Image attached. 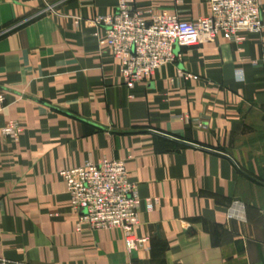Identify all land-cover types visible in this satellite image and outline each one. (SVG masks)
Wrapping results in <instances>:
<instances>
[{
  "label": "crops",
  "instance_id": "obj_1",
  "mask_svg": "<svg viewBox=\"0 0 264 264\" xmlns=\"http://www.w3.org/2000/svg\"><path fill=\"white\" fill-rule=\"evenodd\" d=\"M118 1L0 0V126L23 130L0 143V258L264 264V0L260 33L179 49V61L132 90L97 43L104 25L92 23ZM133 7L186 21L209 13L200 0ZM103 159L125 161L137 185L134 234L146 241L130 253L120 230H75L59 176ZM147 199L156 200L150 209ZM234 202L242 219L227 217Z\"/></svg>",
  "mask_w": 264,
  "mask_h": 264
},
{
  "label": "built area",
  "instance_id": "obj_2",
  "mask_svg": "<svg viewBox=\"0 0 264 264\" xmlns=\"http://www.w3.org/2000/svg\"><path fill=\"white\" fill-rule=\"evenodd\" d=\"M200 1L208 6L209 13L195 21L182 20L165 10L141 12L133 7V0H119L111 14L92 21L96 26L104 25L102 34H96L97 43L117 61L119 76L127 89L149 80L159 68L179 61V49L211 43L218 37L240 43L243 34H257L263 28L261 0ZM78 21L75 18L74 23L77 25ZM178 75L196 78L180 70ZM5 102V92L0 89V111ZM22 131L19 123L8 121L0 126V143L6 139L18 142ZM59 176L68 194L69 207L77 217V232L83 227L91 231L120 230L127 253L145 243L146 239L134 234L141 201L137 185L129 179L125 161L86 162L60 171ZM155 202L147 199L146 207L150 209ZM242 211V205L234 202L227 217L242 219ZM0 264L10 263L0 258Z\"/></svg>",
  "mask_w": 264,
  "mask_h": 264
}]
</instances>
